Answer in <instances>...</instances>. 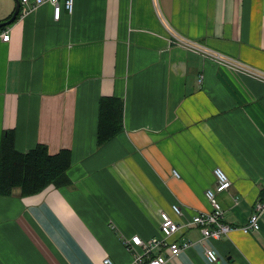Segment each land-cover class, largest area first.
<instances>
[{
    "label": "crops",
    "instance_id": "obj_1",
    "mask_svg": "<svg viewBox=\"0 0 264 264\" xmlns=\"http://www.w3.org/2000/svg\"><path fill=\"white\" fill-rule=\"evenodd\" d=\"M65 2L59 19L48 1L20 17L21 2L0 27V151L12 130L20 151L72 154L69 184L0 194V264H135L127 240L161 236L162 211L212 209L216 167L225 221L245 224L264 194V80L173 43L165 21L264 71V0ZM16 7L0 0V23ZM102 96L123 99L124 128L99 145ZM173 238L191 244L167 264H264V212L259 229Z\"/></svg>",
    "mask_w": 264,
    "mask_h": 264
},
{
    "label": "built area",
    "instance_id": "obj_2",
    "mask_svg": "<svg viewBox=\"0 0 264 264\" xmlns=\"http://www.w3.org/2000/svg\"><path fill=\"white\" fill-rule=\"evenodd\" d=\"M50 2L54 6L55 18L59 19L61 15L60 0H21L22 8L20 10V17H24L29 11L35 8L38 4ZM65 6L69 11H73L74 0H66ZM165 26L169 31L170 39L173 43L183 45L188 50L204 55L205 57L212 58L219 64L230 66L242 73L252 75L256 78L264 80V71L258 69L241 59L226 54L224 52L215 50L208 45L193 40L181 34L175 27L165 21ZM0 38L5 41L10 40V29H5L0 33ZM202 81V77L200 78ZM216 184L214 187H209L206 190V196L212 205L209 211L196 212L188 223L176 221L168 212H161V236H153L148 240H144L139 235H134L128 239L127 246L133 254L135 264H167L170 258L178 255L185 248L190 246V242L185 241L179 243L174 240L173 236L177 232H181L190 225L198 226L204 238H221L222 236L229 235L234 229H241L248 232L252 229H259L260 217L264 212V194L254 205V210L251 213L248 221L241 227H236L225 221V209L222 206L218 193L227 190L232 180L225 170L221 167L215 168ZM179 175L178 171H174ZM173 210L178 215H183V207L179 203L173 204ZM207 259L211 262L219 260L217 251L212 247H207L205 250ZM104 264H116L115 261L107 256L104 258Z\"/></svg>",
    "mask_w": 264,
    "mask_h": 264
},
{
    "label": "trees",
    "instance_id": "obj_3",
    "mask_svg": "<svg viewBox=\"0 0 264 264\" xmlns=\"http://www.w3.org/2000/svg\"><path fill=\"white\" fill-rule=\"evenodd\" d=\"M124 101L118 96H102L99 102L98 144H104L124 128ZM72 163L70 149L51 153L40 143L23 152L16 148L14 132L2 139L0 151V194L9 195L20 188L23 195L35 194L50 184L70 183L68 170Z\"/></svg>",
    "mask_w": 264,
    "mask_h": 264
},
{
    "label": "water",
    "instance_id": "obj_4",
    "mask_svg": "<svg viewBox=\"0 0 264 264\" xmlns=\"http://www.w3.org/2000/svg\"><path fill=\"white\" fill-rule=\"evenodd\" d=\"M20 6H21V1L20 0H17V7L12 15V17L2 23H0V27H3L7 24H9L10 22H12L14 19H16L18 13H19V10H20Z\"/></svg>",
    "mask_w": 264,
    "mask_h": 264
},
{
    "label": "bare ground",
    "instance_id": "obj_5",
    "mask_svg": "<svg viewBox=\"0 0 264 264\" xmlns=\"http://www.w3.org/2000/svg\"><path fill=\"white\" fill-rule=\"evenodd\" d=\"M263 194V193H262Z\"/></svg>",
    "mask_w": 264,
    "mask_h": 264
}]
</instances>
